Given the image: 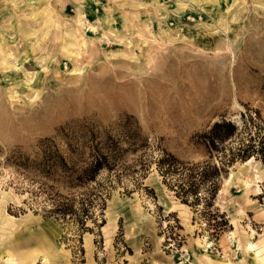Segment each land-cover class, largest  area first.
<instances>
[{
  "label": "rangeland",
  "instance_id": "obj_1",
  "mask_svg": "<svg viewBox=\"0 0 264 264\" xmlns=\"http://www.w3.org/2000/svg\"><path fill=\"white\" fill-rule=\"evenodd\" d=\"M255 114L264 121V0H0V264H264L253 159L216 176L202 210L223 219L181 204L151 165L82 225L47 215L36 179L3 161L35 158L71 122L129 115L151 146L218 165L197 136Z\"/></svg>",
  "mask_w": 264,
  "mask_h": 264
},
{
  "label": "trees",
  "instance_id": "obj_2",
  "mask_svg": "<svg viewBox=\"0 0 264 264\" xmlns=\"http://www.w3.org/2000/svg\"><path fill=\"white\" fill-rule=\"evenodd\" d=\"M254 117L240 115L239 126L220 119L197 136L207 157L211 160L214 156L218 165H189L151 146L129 115L106 126L84 119L71 122L58 128L54 137L39 140L35 158L15 150L3 161L30 176L31 181L36 179L37 192L32 194L43 193L51 203L47 215H67L80 225L117 187L123 193L140 187L151 165L161 184L181 204L204 210L212 205L218 190L216 176L224 166L253 159L264 170V121L257 114ZM56 187L69 197L57 194ZM201 213L223 219L209 211ZM221 225V220L216 223L217 231Z\"/></svg>",
  "mask_w": 264,
  "mask_h": 264
},
{
  "label": "bare ground",
  "instance_id": "obj_3",
  "mask_svg": "<svg viewBox=\"0 0 264 264\" xmlns=\"http://www.w3.org/2000/svg\"><path fill=\"white\" fill-rule=\"evenodd\" d=\"M82 24V23H81ZM252 160L250 159V160H248V161H246L244 164L246 165V164H248L249 162H251ZM207 245V244H206ZM248 248L251 250V249H253V246H248ZM253 256L256 258V253H254L253 254Z\"/></svg>",
  "mask_w": 264,
  "mask_h": 264
}]
</instances>
